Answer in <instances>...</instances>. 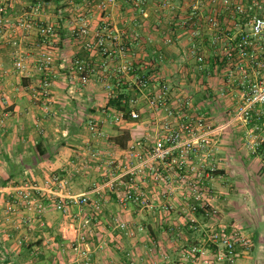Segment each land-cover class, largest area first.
<instances>
[{"label":"crops","instance_id":"obj_1","mask_svg":"<svg viewBox=\"0 0 264 264\" xmlns=\"http://www.w3.org/2000/svg\"><path fill=\"white\" fill-rule=\"evenodd\" d=\"M163 1L147 0L145 12L139 13L131 0H116L104 10L97 0H43L41 11L28 15L36 24L56 27V36L44 44L36 26L26 29L19 25L30 12L29 1L0 0V7L5 6L6 11L0 23V264H76L81 260L83 264H138L146 261L143 257L138 261L134 258L138 248L146 258L154 255L160 264H175L169 263L168 248L176 252L175 258L182 264L180 256L184 251L177 249L187 239L182 230L188 219L180 213L181 192L168 193L167 199L163 196L175 184L153 185L143 178L142 167L138 166L135 184L154 199L152 210L134 204L120 205L116 194L107 188L111 180L119 185L127 182L130 176L125 175L126 170L136 165L129 157L130 142L144 137L152 141L161 133L165 117L147 107L148 92L141 94L130 89V76L116 73L124 61L110 60L83 48L73 30L78 18L84 15L91 30L104 24L110 28L127 47L125 59L138 70L171 82L172 105L187 93L193 102L189 112L203 114L211 123V150L206 162L215 166L218 174L212 173L207 183L214 188L215 195L209 202L216 214L206 216L207 220L196 217L197 232H202L207 222L223 223L250 241L248 249L238 248L237 263L264 264V171L260 160L244 146L242 125L230 120L237 91L224 80V48L212 44L201 21V14L206 15L212 3L205 0L202 10H206L202 13L200 9L194 10L198 8L197 0H175L174 11L162 6ZM188 18L189 24L184 27L182 23ZM219 19L225 29L237 31L235 22L223 11ZM240 26L246 29L245 22ZM199 27L201 39L191 37V31ZM167 37L173 39L172 44H167ZM116 43L112 39L108 46L115 47ZM193 43L206 58L202 67L189 55ZM43 53H49L52 60L47 110L43 101L33 95L40 89L44 76L40 70ZM74 57L88 58L93 63L95 72L87 85L79 84L69 69ZM21 61L27 67L23 73L17 69ZM107 83L112 85L111 91L106 89ZM120 94L126 95L123 99L137 101L134 108L139 118L114 125L105 119L103 110L114 108L108 106V101ZM90 119L100 122L105 139H95L92 134L93 138L89 137ZM171 122L177 124L181 120ZM39 143L48 149L45 158L36 156ZM109 162L113 165L108 166ZM198 162V156L193 155L192 167H197ZM13 165L24 166L23 171L16 176L15 183L4 186ZM53 175L64 184L47 182ZM218 178L221 187L216 191ZM26 182L41 188L37 197L46 203V209L37 213L16 200V210L6 213L7 204L15 201L9 195L11 188ZM58 195H87L99 200L102 210L94 220L85 223L89 212L73 208L66 216L53 208L51 200ZM168 199L176 210L164 212L157 207ZM121 222L127 230L120 228ZM149 228L159 231L157 240L152 238ZM127 231H133V235ZM80 233L87 236L88 261L70 248ZM199 235L192 236L198 244L202 236Z\"/></svg>","mask_w":264,"mask_h":264},{"label":"built area","instance_id":"obj_2","mask_svg":"<svg viewBox=\"0 0 264 264\" xmlns=\"http://www.w3.org/2000/svg\"><path fill=\"white\" fill-rule=\"evenodd\" d=\"M29 1L30 12L38 14L44 3L43 0ZM100 8L104 10L109 4H115L116 0H97ZM175 0H164L162 6L175 10ZM133 8L139 13L145 12L147 0H131ZM212 3L210 11L201 14L204 34L211 36L214 46L224 48L223 58L227 66L224 80L230 87L237 91V103L230 113L232 122L240 123L243 127V143L248 153L261 162L264 171V0H251L243 2L240 0H209ZM216 4L219 5L216 7ZM206 7L205 0H197L195 11ZM263 10V12H260ZM229 15L238 28L232 32L225 29L219 16L221 12ZM5 6L0 7V23L5 13ZM22 19L19 25L26 29L37 27L38 35L43 39L44 44L56 36V27L52 24H36L29 19V15ZM191 18V17H190ZM182 25L188 26L189 20ZM244 19L246 29L239 25V20ZM78 24L74 27L73 33L78 40L82 41L83 48L89 52H98L102 56L115 60L124 61L118 66L116 73L129 75V88L141 94H145L147 107L153 112H160L164 115L165 121L161 124V133L156 134L152 141L146 137L132 140L128 147L129 157L134 159L136 165L128 168L125 175L130 178L127 182L119 185L115 180L108 181L107 188L116 194L120 205L134 204L142 209L152 210L155 208L152 197L135 184L136 169L142 167L143 178L157 186L174 185L168 193L181 192V215L188 219V226L196 228L195 214L199 210L206 211L207 217H214L215 210L210 207L209 200L214 196L212 187L207 183L208 178L215 171V166L206 162L210 156L211 139L210 131L212 125L203 114L190 111L193 109L191 97L186 93L182 95L175 104H171L169 96L172 90L171 82L159 76L147 75L143 70H138L132 62L126 58L127 47L118 38L114 37L110 28L104 24L96 30H91L86 15L78 18ZM198 25V23H197ZM196 25V26H197ZM231 31V32H230ZM191 37L201 39L202 32L199 27L191 31ZM116 41L115 47L108 46V43ZM135 39V38H134ZM167 44H172L171 37L166 38ZM190 56L194 57L195 64L199 67L206 65V58L199 53L193 43ZM40 59V70L44 76L40 83V89L34 91V96L42 100L45 110L49 108V88L51 85V56L43 53ZM26 65L21 61L17 69L23 73ZM69 69L75 80L81 85H87L90 76L95 72L93 63L84 57H74L69 63ZM106 89L111 91L112 85L106 84ZM39 90V91H38ZM224 96V92L221 93ZM113 97V95H111ZM117 97V96H116ZM115 98V97H113ZM129 104V111L106 107L103 110L105 119L112 124H120L128 119H138L139 112L134 108L137 101L134 99H121V106ZM133 105V108L131 106ZM171 119H179L181 122L173 124ZM99 121L90 119L88 129L92 135H101ZM161 134V135H160ZM96 155V153H94ZM198 156L197 167L191 165V157ZM113 165L109 162L108 166ZM47 182L59 183L62 181L57 175H53ZM121 187V189H120ZM10 197L15 201L9 202L6 206V213L16 210L17 201L27 209L41 213L46 209V203H42L37 194L42 192L41 188L31 183L11 188ZM163 202L159 207L164 212L176 210L173 203ZM53 208L58 212L69 215L73 208L79 211L89 212L85 217V223L95 219L97 213L101 212L102 205L99 200L91 199L87 195H58L51 200ZM179 213V212H178ZM121 229H126L125 223H118ZM139 230H142L139 227ZM131 236L133 231H127ZM199 244L192 245L187 251L181 253L182 264L194 262L196 264H238V248L248 249L250 241L240 232L230 231L228 226L218 222H207L201 234ZM70 248L76 255L89 260V247L87 236L80 233L76 240L70 244ZM130 264H135L131 261Z\"/></svg>","mask_w":264,"mask_h":264},{"label":"trees","instance_id":"obj_3","mask_svg":"<svg viewBox=\"0 0 264 264\" xmlns=\"http://www.w3.org/2000/svg\"><path fill=\"white\" fill-rule=\"evenodd\" d=\"M126 95H124V94H120V95H118V97H115V98H113V99H109V101H108V106H111V107H114V108H116V109H120V110H124V111H126V112H128L129 111V104H128V102L127 103H125V104H123V106H121V99H123L124 97H125ZM48 149L47 148H44L43 146H42V144L41 143H39V144H37V146H36V156L39 158V159H41V158H45L47 155H48ZM23 167L24 166H22V165H13L12 166V168H13V170H12V172H11V174H10V179H7L5 182H4V186H6L7 184H13V183H15L16 181H17V179H15L16 178V176L17 175H19V174H21L22 173V171H23ZM213 174H218V172L217 171H214L213 172ZM206 211H204V210H199L196 214H195V216L196 217H199V218H201V219H205V220H207V217H206ZM148 230V232L150 233V235L152 236V238L154 239V240H157L158 238L157 237H160L159 235V231H156L155 229H147ZM163 230H165V232H167L168 234H171L170 233V229H168V228H165V229H163ZM183 234L187 237V239H186V241L177 249V251L178 250H180L181 252L182 251H187L192 245H194V244H198V240H197V238H195V237H192L193 236V234H194V236H197L198 237V233H200V235L202 234V232H197V229L196 228H190L189 226H188V224L187 225H185L184 226V228H183ZM161 232H162V230H161ZM158 235V236H157ZM199 235V236H200ZM170 236V235H169ZM167 253H168V257H169V263L170 262H174L175 260L177 261V259L175 258V256H176V252H173V250H170V249H168L167 248Z\"/></svg>","mask_w":264,"mask_h":264},{"label":"rangeland","instance_id":"obj_4","mask_svg":"<svg viewBox=\"0 0 264 264\" xmlns=\"http://www.w3.org/2000/svg\"><path fill=\"white\" fill-rule=\"evenodd\" d=\"M170 11H174L173 9H171ZM260 12H263V10H260ZM246 20H244V19H240L239 20V25H242L244 22H245ZM141 108V107H140ZM143 108H145V107H143ZM219 120H222L221 119V117H219ZM114 125H116V124H114ZM90 134H92V133H89V137H91V138H95V139H98L97 137H99L101 140L102 139H105V136H102V135H99V136H95V135H93V137H92V135H90ZM218 176V175H217ZM216 176V177H217ZM217 181H216V184H215V190L216 191H219V189H220V187H221V183H220V181H219V178L218 179H216ZM213 190V192H214V188L212 189ZM214 195H215V192H214ZM75 220L77 219V218H74ZM180 241V239H178V242ZM184 242H185V240H184ZM183 242V243H184ZM140 257H143V258H145L146 259V261L144 262L143 260L141 261V263L140 262H138V264H143V263H146V264H160V262L158 261V259H157V257H155L154 255H151V257L149 256V257H145V255H144V253H143V251L141 250V248H138L136 251H135V257L134 258H137V261H138V259L140 258ZM83 261L81 260V261H79V262H76V264H83L82 263ZM173 263H177V264H180V263H178V261H175V262H173ZM172 264V263H171Z\"/></svg>","mask_w":264,"mask_h":264}]
</instances>
